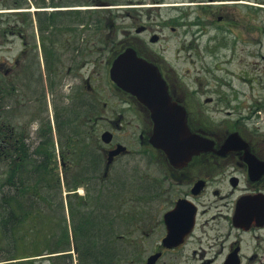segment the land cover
Wrapping results in <instances>:
<instances>
[{
	"label": "flooded vegetation",
	"instance_id": "1",
	"mask_svg": "<svg viewBox=\"0 0 264 264\" xmlns=\"http://www.w3.org/2000/svg\"><path fill=\"white\" fill-rule=\"evenodd\" d=\"M116 1L123 0H11L10 13L0 15V48H17L9 61L0 60V88L10 93L6 108L18 107L20 81L37 80L42 67L58 62L67 67L65 76L79 80L69 92L84 89L91 101L83 111L80 98L74 116L84 112L96 124L104 120L108 127L101 136L111 133L109 142H100L93 127L83 133L78 125L60 144L62 257L74 251L80 260L98 259L100 237L108 258L130 264L150 259V264H264V70L251 79L258 89L251 104L231 108V100L246 95L218 94L221 104L213 105L208 90L194 87L198 78L178 67L184 48L172 53L157 46L164 27L173 23L158 24L154 7L143 0H124L123 10L114 14ZM113 15L123 18V28ZM127 49L159 69L172 101L187 112L202 148L198 154L170 158L152 143L149 108L110 76ZM37 83L29 90L38 89ZM113 97L118 101L110 103ZM130 112L135 126L127 118ZM55 117L43 119L40 129L50 122L57 129ZM18 120L17 115L14 128L29 133L30 122ZM128 179H137L138 187L127 188Z\"/></svg>",
	"mask_w": 264,
	"mask_h": 264
},
{
	"label": "rangeland",
	"instance_id": "2",
	"mask_svg": "<svg viewBox=\"0 0 264 264\" xmlns=\"http://www.w3.org/2000/svg\"><path fill=\"white\" fill-rule=\"evenodd\" d=\"M11 0H0V15L3 17L10 13L8 4ZM146 2L147 8H153L152 13H157L158 24L163 22L173 23L167 24L162 33L164 39L157 45L161 48H170L173 53L175 48H184L178 54L176 60L177 65L182 70H189L190 79L196 81L194 87L204 88L208 90L215 101L213 105L221 99L218 94H227V96L242 94L246 95L242 99L231 100V108L237 106L240 102L251 104V93L256 92L257 87L253 89L251 79L256 77L257 69L262 73L264 70V60L261 59V54L264 53V0H143ZM156 1V2H155ZM123 1L117 2L111 7L112 12L120 13L123 10ZM119 10V11H118ZM122 14V13H121ZM117 22V26L123 28V18L113 15ZM174 20V21H171ZM163 24V23H162ZM172 26L176 27V31H172ZM121 36V33H119ZM192 48V49H190ZM17 48H0V60L9 61ZM58 56L59 53L57 52ZM59 61V57L57 59ZM43 72L40 74V80L20 81V90L18 92L19 102L18 107H12V116L19 117L18 122H30L29 139L32 148L38 146L41 141L39 139V126L43 119H51L53 114L62 111V117L70 116L69 125L63 131L67 134L74 127L80 125L82 132H86L90 126L94 128V135L98 136L101 141V133L104 128L108 127L106 121L102 120L98 124L91 121L90 116L84 112L81 116H74V110L77 103L84 98L86 101L88 95L84 94L83 87L77 84L78 88L83 89L82 92L77 91V94L69 92L70 84L79 81L72 79L71 76H65L68 72L66 66L60 67L59 63L50 68L42 67ZM240 77H245L248 81L237 80ZM250 79V80H249ZM38 82L40 86L33 92L29 90V84ZM190 83L191 80L189 81ZM96 86V83H93ZM27 85L28 87H25ZM34 85V84H33ZM105 94L109 88L105 83L102 85ZM198 88V89H199ZM108 95L103 96L100 105L103 106L105 101L108 102ZM84 100L81 101V103ZM118 101L113 97L110 103ZM109 103V104H110ZM221 102H219L220 106ZM213 105H210L212 107ZM134 113H128V120H134L132 126H135ZM63 119V118H62ZM56 126V125H55ZM130 127L128 130H133ZM54 138L56 143V154L58 156V166L56 172L62 177V162L60 160V138L54 129ZM26 131V130H25ZM84 136V135H83ZM87 138H83L86 140ZM63 141V140H62ZM4 175V174H3ZM2 175V176H3ZM4 178V176H3ZM138 180L128 179L126 181L127 188H137ZM68 191V190H66ZM2 192V189H0ZM42 195L47 194L48 190L42 188ZM59 195L55 197V201L44 203L42 196L38 198L41 210L32 214V221L25 227L29 229V235L22 238L26 229L22 227L18 234L22 239L18 244L19 247L15 251V258H25L14 264H51V257H42V253L51 251L52 240L51 236H60L62 225V205ZM64 197L63 192L60 197ZM48 198V197H47ZM33 199L29 198V202ZM57 202V203H56ZM60 202V203H59ZM35 207V206H34ZM39 209V210H40ZM35 211V210H34ZM36 225V226H35ZM35 226V227H30ZM121 227L118 232H123ZM0 234V260L8 254L10 248L7 242L4 241ZM54 246V245H53ZM62 254L56 253L54 257ZM76 252L73 251L72 257H62L56 259L57 264H80ZM35 255H40L34 257ZM33 256V258H29ZM4 259V258H3ZM116 264H130L127 261H118Z\"/></svg>",
	"mask_w": 264,
	"mask_h": 264
},
{
	"label": "trees",
	"instance_id": "3",
	"mask_svg": "<svg viewBox=\"0 0 264 264\" xmlns=\"http://www.w3.org/2000/svg\"><path fill=\"white\" fill-rule=\"evenodd\" d=\"M0 88V234L6 241L10 250L8 254L3 256L0 264H14L15 251L19 247L20 240L29 235V221H32V214H35L37 208L40 207L38 198L42 196L43 202H54L55 197L59 195L62 204V177L56 172L58 166V156L56 154V143L54 136V128L52 122L47 128H41L39 132L40 143L32 148L27 138L29 134L24 131H17L14 128L15 116H12L9 102L4 101L9 92L3 93ZM84 100L81 109L85 111L89 102ZM18 101V100H17ZM9 103V104H8ZM63 118V119H62ZM70 116L62 114L58 111L56 114V132L60 138V143L70 138V132L63 129L69 125ZM63 140V141H62ZM4 174V175H3ZM4 178H3V176ZM48 190L47 194L42 195L40 192ZM48 197V198H47ZM29 198L33 199L29 202ZM59 202V203H60ZM57 203V202H56ZM35 206V207H34ZM35 210V211H34ZM41 212L43 210L40 209ZM36 226V225H35ZM33 226V227H35ZM26 228L23 237H19V230ZM32 227V226H30ZM32 227V228H33ZM34 229V228H33ZM67 240V248L70 247V231L68 226L64 228ZM77 240V229L74 228ZM51 251L47 252L52 259L51 264H57L56 259H60L62 254L54 257V254L62 252V230L60 236H51ZM99 237V255L96 260L81 259L80 264H116L118 261L107 257L108 251L105 244H101ZM54 245V246H53ZM30 257V256H29ZM17 262V261H16Z\"/></svg>",
	"mask_w": 264,
	"mask_h": 264
},
{
	"label": "water",
	"instance_id": "4",
	"mask_svg": "<svg viewBox=\"0 0 264 264\" xmlns=\"http://www.w3.org/2000/svg\"><path fill=\"white\" fill-rule=\"evenodd\" d=\"M110 76L149 108L154 122L151 141L155 146L165 150L170 158L191 157L202 150L198 137L190 130L186 110L172 101L168 86L154 64L138 56L135 50L127 49L115 59ZM102 140L109 142L111 133L104 132Z\"/></svg>",
	"mask_w": 264,
	"mask_h": 264
}]
</instances>
